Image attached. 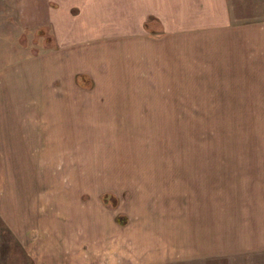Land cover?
<instances>
[{
	"label": "rangeland",
	"instance_id": "1",
	"mask_svg": "<svg viewBox=\"0 0 264 264\" xmlns=\"http://www.w3.org/2000/svg\"><path fill=\"white\" fill-rule=\"evenodd\" d=\"M229 3L239 23L264 18V0ZM96 4L0 0V264H264L201 260L199 236L223 251L202 201L242 187L231 162L264 156L258 85L203 69L216 41L149 17L135 43Z\"/></svg>",
	"mask_w": 264,
	"mask_h": 264
},
{
	"label": "crops",
	"instance_id": "2",
	"mask_svg": "<svg viewBox=\"0 0 264 264\" xmlns=\"http://www.w3.org/2000/svg\"><path fill=\"white\" fill-rule=\"evenodd\" d=\"M124 1L97 0L94 12L98 15L112 13V20L118 17L127 20L128 34L135 37V43L143 35L138 30V22L140 24L149 17L162 22L169 33H176L180 37V41L192 34L196 45L194 48H197V44L200 46L201 39L216 41L215 49L202 47L203 69H210L212 73L216 60L219 62L218 68L239 70L242 78H249L250 83L258 85L252 99L257 101L254 106L264 112V18L251 25L239 23L232 14L229 0H128L127 10L121 6ZM109 4H112V8L105 12V5ZM40 8L36 7L33 17H48L59 27L56 12ZM168 20L173 23L166 25ZM194 60L197 63V59ZM199 77L203 78L201 75ZM231 163L239 166L236 171L241 176L242 187L230 193L224 192L218 202L209 192L200 207L205 214L204 219L217 220L220 226L223 225L225 238L223 251L215 252L212 251L214 247L211 248L214 232L203 231L202 236L199 235L201 244L210 245L201 253L200 259L203 260L212 257L231 260L232 257L250 256L257 250L264 251V156L244 157L239 162Z\"/></svg>",
	"mask_w": 264,
	"mask_h": 264
},
{
	"label": "trees",
	"instance_id": "3",
	"mask_svg": "<svg viewBox=\"0 0 264 264\" xmlns=\"http://www.w3.org/2000/svg\"><path fill=\"white\" fill-rule=\"evenodd\" d=\"M121 223H123V219L121 220Z\"/></svg>",
	"mask_w": 264,
	"mask_h": 264
}]
</instances>
